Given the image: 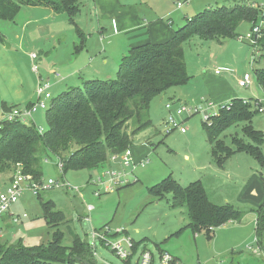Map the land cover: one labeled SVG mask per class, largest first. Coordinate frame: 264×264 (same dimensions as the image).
I'll list each match as a JSON object with an SVG mask.
<instances>
[{
    "label": "rangeland",
    "instance_id": "1",
    "mask_svg": "<svg viewBox=\"0 0 264 264\" xmlns=\"http://www.w3.org/2000/svg\"><path fill=\"white\" fill-rule=\"evenodd\" d=\"M128 1L136 3V0ZM179 1L184 5L182 10L178 8L176 10ZM237 2L238 0H160L156 2L143 0L142 3L139 1L136 7L144 12H141V15L148 20L153 18L152 13L156 11L155 9H159L160 4L165 3L162 10L167 12L164 16L171 15L176 22L174 35L175 31L184 26L182 21L184 15L193 18L195 14L198 15L207 8H232ZM257 2L262 4L263 0H257ZM81 3V13L75 22L85 34L93 33V26L98 25L100 17L95 10H90L87 0H81ZM109 8L105 6V9L109 10ZM40 15L42 14L24 6L15 22L0 20V34L5 40L4 43H0V122L6 113L4 105L11 108L10 110L23 112L30 103H34L39 75L46 80V72H44L46 68L42 62L55 61L59 64L58 69L51 73L56 77L58 75L64 77L67 74L65 69L72 67L74 42H79L75 27L69 23L65 14H62V18L56 22L53 20L46 22L43 15L39 18ZM29 20L32 25L26 30V22ZM101 22L107 29L109 24L113 25L112 18L109 19L107 16H104ZM250 25L243 23L237 29L236 36L245 35ZM53 34L56 39H51ZM122 37L115 41L116 45H120ZM221 47L222 45L217 42L196 36L184 44L187 68L191 77L189 83L155 98L150 109L152 126L142 134L133 137L131 146L133 154L137 148L142 153L141 147L145 146L151 150L148 165L122 167L120 163H111L109 158V162L103 167L92 170H70L63 175L57 168L59 159L54 156L48 157L43 165L42 183L45 184L49 180H64L70 186L69 189L58 188L35 195L31 189L25 188L11 212L0 217V230L2 229L0 242L15 244L22 240L25 245L32 247L48 245L57 228L46 222L42 203L52 202L53 211L63 212L67 220L58 227L64 233L63 245L67 247L72 245L71 229L84 241L89 242L99 264H127L119 259L106 246V243L97 240L94 244L91 238L92 233L96 231L104 234L106 227L110 228L107 234L108 241H112L113 236L121 229H127L134 242L146 240V244L139 248V253L146 248L154 254L156 262L162 250L179 257L183 264H230L231 258L240 264H264V249L262 248L258 253L254 252L259 248L255 242L257 224L255 212L264 199V164L252 155L237 152L220 169L222 176H219L212 187L214 191L211 196L218 197V199H212L213 203L215 201L220 206L233 205L245 213L241 222L217 228L210 236L205 232L195 235L186 229L180 237H172L179 230L185 229L186 224L189 223L186 208L173 209L172 195L159 200L148 192L150 187L170 176L171 172H175L176 175L180 173L181 179L188 182L183 169L187 168V172L192 173L191 165L194 162L197 163L202 153L203 161L206 158L213 159L212 147L204 131L202 115H193L180 110L183 103H195L203 107H206L208 102L215 105L225 104L219 100L225 91L218 93L217 88L223 77L216 76V71L228 70L227 73L222 71L226 81L231 79L232 84L237 87H239L240 76L243 77L246 72L250 73L253 84L249 88H241L239 93L242 97L240 98L253 102L263 101L264 107V92L255 77L257 68L264 69V50L259 49L255 53L257 62L253 68L251 59L254 47L249 43L240 42L234 38L229 40L223 48ZM31 52L38 55L36 63L39 66V75L32 70ZM54 75L51 84L56 81ZM66 90L59 91L57 87L51 86L50 91L56 98ZM174 98H182L183 101L175 99L170 111H167L166 105ZM46 112L45 109H38L26 123L34 124L37 128L46 131L48 129ZM170 114L177 122L185 126L188 132L186 136H181L178 132L171 134L167 124ZM245 125L246 123L236 124L224 132L220 139L234 148L233 138H240L248 144L259 147L264 156V142L253 144L252 141H248L242 131ZM252 125L256 131L264 132V113H258ZM131 130L132 128L129 132ZM187 139L191 140L189 141L191 152L196 161L185 162L183 159L188 149ZM138 162L135 159L134 163ZM106 171L129 175L132 183L105 193L96 184L103 178ZM209 174L210 171L201 172L199 176L206 177ZM12 176L11 173L0 174V192L5 190ZM189 182L185 183L186 186L190 184ZM89 206L94 208L91 212H88ZM11 214L27 215V218L22 222L13 223ZM5 217L9 218L10 222L4 227L2 218ZM248 245H253V250H248ZM138 256L131 264H136Z\"/></svg>",
    "mask_w": 264,
    "mask_h": 264
},
{
    "label": "trees",
    "instance_id": "2",
    "mask_svg": "<svg viewBox=\"0 0 264 264\" xmlns=\"http://www.w3.org/2000/svg\"><path fill=\"white\" fill-rule=\"evenodd\" d=\"M24 6L43 7L57 15L65 14L69 23L75 26L79 39L74 52L79 54L83 50L87 36L75 22L80 13V0H0V20L15 22ZM259 15L260 10L252 7L248 0H238L232 8H207L188 20L165 43H146L130 48L115 78L86 81L53 98L46 112L48 129L43 133L34 124L19 118L14 122L3 119L0 122V174L14 175L21 169L24 175H30L34 182L41 184L44 161L51 156L63 162V175L70 170L103 167L112 155L131 149L133 137L152 126L150 108L155 98L189 83L191 77L184 51L187 41L196 36L223 45L238 37L237 29L243 23L253 24ZM4 41L0 34V43ZM259 47L264 50V36ZM255 77L264 91V69L257 68ZM229 105L231 110L223 111L211 124L204 122L216 165L222 168L237 152H246L264 164L259 147L235 137L232 148L220 139L231 127L246 123L242 129L245 138L253 144H262L264 132L256 131L252 123L259 113L258 107L263 104L233 99ZM3 108L5 112L11 111L7 105ZM148 192L159 200L172 195L173 209L186 208L190 222L172 237H180L186 229L195 235L205 232L210 236L217 228L241 222L245 213L233 205L214 204L200 180L183 186L170 175L150 187ZM42 205L46 222L57 228L52 241L34 247L25 245L22 240L15 244L0 242V264H82L84 260L99 264L89 242L71 229L72 245H63L64 233L58 227L67 221L64 213L53 211L52 202ZM255 214L256 238L260 245L264 241V204ZM145 241L135 242L134 255L127 264H131ZM230 264L240 263L231 258Z\"/></svg>",
    "mask_w": 264,
    "mask_h": 264
},
{
    "label": "crops",
    "instance_id": "3",
    "mask_svg": "<svg viewBox=\"0 0 264 264\" xmlns=\"http://www.w3.org/2000/svg\"><path fill=\"white\" fill-rule=\"evenodd\" d=\"M122 1L127 4L123 3ZM139 1L141 3L143 2V0H136V3L133 4L131 1H128V0H87L88 7H90V10L91 9L95 10L97 15H99L100 17L98 25L94 24L93 30H92L93 33L85 34V32L82 29H80V27L78 26L76 22L77 27L87 36L85 47L79 54H75L74 52V57L72 58V67L69 66L67 69H65V72H67V74H65L64 77L63 76L60 77V75L56 77V75L53 74L56 80L55 83L53 84H51L52 77H53L51 73L54 72L55 69H58L59 64L55 61L42 62V65L45 64L44 68H46L44 69V72H46L45 81H49L53 88L57 87L59 91H62L64 89L82 86L83 83L86 81L110 80L116 77L118 69H119V65L123 57H125L128 54V51L130 50V48L143 45L146 43L160 44V43H165L169 41L173 37V31L176 26V22L172 18L171 15L164 16V14L167 12V10H162L163 4L165 3H161L159 6V9H155L156 11L152 13L153 18L145 20L143 16L141 15L142 11L140 10V8H137L139 5ZM154 1L156 2L160 0H154ZM254 1H257V0H249V3L254 2ZM178 4L176 5V10L178 8ZM81 6H82V3L80 0V13H81ZM105 6L110 7L109 10L105 9ZM154 6H158V4H154ZM183 7L184 5L182 6V8H180V10H182ZM29 8H31L32 10H35L36 12H39V14H42L44 17L40 15L39 18L43 17V19L46 22L50 20H53V22H56L58 21L59 18H62L61 17L62 15H57L53 11L47 8H43V7H29ZM80 13L78 15H80ZM78 15L76 16L75 20H77ZM104 16H107L109 19L112 18L113 20V25L109 24L108 29L104 28L103 27L104 24L101 22V19ZM191 18L192 17H190L189 15H184L182 19V21L184 22V25ZM26 23H27L26 24V27H27L26 30H27L28 26L32 25V23L30 20ZM250 29H251V25H250V28L247 30V32ZM75 31H76V28H75ZM121 36L123 37L120 39L121 43L118 46L115 44V41ZM51 39H56V36L53 34L51 36ZM76 44L78 43L74 42V46ZM226 44H228V41L225 44H223L221 48H223ZM224 69H226V67ZM215 75H216V72H215ZM216 76L223 77L222 80L219 82L221 84L217 86L218 93L225 91L223 96H221L222 98L219 99L220 101L228 103L232 101L233 99H241L240 97L242 96L239 92L242 89L240 87L235 86V84L233 85L232 84L233 82L231 81V79H228V82H227L225 79L226 76L223 74L216 75ZM40 77L42 78V76ZM241 78L242 77L240 76L239 79ZM226 85H228V87ZM52 96L53 98H55L53 94ZM35 98H36L35 101H33L34 103L37 100L36 95H35ZM175 99L177 98L171 99L170 102H168V104L169 103L172 104L175 101ZM177 100H179L180 102L183 101L182 98H178ZM173 133H175V131L171 132V134ZM187 133L188 132H186L185 134H182V133L180 134L181 136H186ZM189 141L191 140L187 139L188 149H187V152L183 156V159L185 162H191L192 160L196 161L191 152V145ZM141 148L143 151L142 153L140 152L138 148L134 151V154L132 153V156L134 155L133 161H135L136 159L137 161H139L138 163H140L141 161L145 159L148 160L149 159L148 157L151 154V150L148 149L146 146L141 147ZM175 153L177 154V152ZM145 154H148V155L145 156ZM202 155L203 153L201 154V157L197 160L198 164L203 163L201 166H199L196 162H194V164L191 165L192 173L187 172V168L183 169V173L185 174L186 172L185 174V176L187 177L186 181L188 182L190 181L189 183H192L197 180L202 181V183L204 184L207 190L210 200L213 202L212 199L214 198L218 199V197L214 196L213 198L211 196V194L214 191L212 190V187L214 186V183L218 181L219 176L220 175L222 176V173L220 170L222 168L220 167L218 168L214 164L215 161L212 158L209 160L206 158L205 161H203ZM204 155H205V152H204ZM208 171H210V174L208 176L206 177L199 176L201 172H208ZM179 174L176 175L175 172H171L170 175H172L177 181H179L181 185L186 186L185 183H188V182H185V180H182L181 179L182 176ZM215 203L218 204L217 202L214 201V204ZM261 203H262L261 204L262 206L264 204V199H263V202ZM2 219L4 222L3 226L5 227L6 225H8L7 223L10 222V220L9 218H6V217ZM188 224H186V226ZM123 230H125L126 233L130 236V233L127 229H123ZM258 247L260 248V250H262V248L264 249L263 244H260V245L258 244ZM174 257L180 260L179 257L177 256H174Z\"/></svg>",
    "mask_w": 264,
    "mask_h": 264
},
{
    "label": "built area",
    "instance_id": "4",
    "mask_svg": "<svg viewBox=\"0 0 264 264\" xmlns=\"http://www.w3.org/2000/svg\"><path fill=\"white\" fill-rule=\"evenodd\" d=\"M251 4V3H250ZM252 7L258 8L260 10L259 18L256 22L251 24V29L245 34L237 37L238 41L247 42L252 47H254V54L251 59V65L257 62L255 58V53L260 49L259 41L264 36V0L262 4H259L257 1L252 2ZM183 4L179 3L178 8H182ZM32 60V70L34 73L39 75V66L37 65L38 55L36 53H32L30 55ZM254 68V67H253ZM223 72H228V70H218L216 71V75H221ZM253 84V78L250 73H246L243 75L241 79L238 81V85L240 88H249ZM51 84L49 81L43 80L39 76V82L36 89V97L37 100L30 107L23 112L19 110H11L5 113L4 120L13 121L17 118L21 119L23 122H27V119H31L34 112L38 109H49L50 103L53 99L51 93ZM204 102V100H202ZM259 103L263 104V101H259ZM172 104L169 103L166 105L167 111H170ZM259 113H264V107H258ZM231 107L228 103L222 105H215L214 103L208 102L206 103V107L202 105H197L195 103H183L180 112H187L193 115H202L204 122L211 124L213 119L218 118L223 111H230ZM170 113V112H169ZM170 127V131L180 132L185 134L187 129L182 123L176 121V119L170 114L168 118V123ZM41 133L44 132L43 129H39ZM110 161L113 164L120 163L122 167L140 166L149 164L148 160H143L140 163H134L132 151L131 149H127L125 152L119 155H112L110 157ZM120 161V162H118ZM63 162L60 160L58 162L57 168L60 170L61 174H63ZM12 180L9 182L4 191L0 192V217H3L6 214L11 212L12 207L19 201V198L25 188H29L33 191L35 195H39L41 192L50 191L53 189L64 188L69 189V185L65 183L64 180L55 181L49 180L47 183L38 184L34 182L30 175H24L21 172V169H18L17 172L12 176ZM132 182L129 180V175L123 174L121 172L116 171H106L104 176L99 182L96 184L99 188H102L105 193L112 192L115 188H119L122 186H126L131 184ZM100 190V189H99ZM94 208L89 206L88 212H91ZM11 221L13 223L22 222L23 219L27 218V215L23 216H15L11 214ZM108 227L104 229V234L94 231L92 233L91 238L94 241V244L97 240H101L106 243V246L112 250V252L124 262L129 261L134 255L135 242L134 240L126 233L125 230L121 229L114 236L112 241L107 240V234L109 233ZM255 242L258 244L257 238H255ZM248 250H253V245L247 246ZM260 248L255 250V253H258ZM140 251V250H139ZM137 252V256L138 253ZM136 264H183L178 258L174 257L172 254L166 251H160L159 256L156 262L154 254L147 250L143 249L137 258Z\"/></svg>",
    "mask_w": 264,
    "mask_h": 264
},
{
    "label": "water",
    "instance_id": "5",
    "mask_svg": "<svg viewBox=\"0 0 264 264\" xmlns=\"http://www.w3.org/2000/svg\"><path fill=\"white\" fill-rule=\"evenodd\" d=\"M82 264H91V263L86 261V260H84V261H82ZM100 264H104V263H100Z\"/></svg>",
    "mask_w": 264,
    "mask_h": 264
},
{
    "label": "bare ground",
    "instance_id": "6",
    "mask_svg": "<svg viewBox=\"0 0 264 264\" xmlns=\"http://www.w3.org/2000/svg\"><path fill=\"white\" fill-rule=\"evenodd\" d=\"M14 122V121H13ZM3 124V123H2Z\"/></svg>",
    "mask_w": 264,
    "mask_h": 264
}]
</instances>
